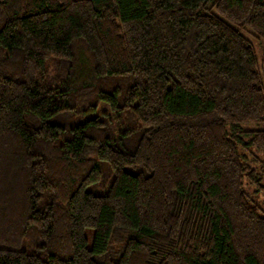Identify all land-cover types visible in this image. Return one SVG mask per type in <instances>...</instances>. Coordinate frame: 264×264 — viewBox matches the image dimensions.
<instances>
[{
  "label": "trees",
  "instance_id": "16d2710c",
  "mask_svg": "<svg viewBox=\"0 0 264 264\" xmlns=\"http://www.w3.org/2000/svg\"><path fill=\"white\" fill-rule=\"evenodd\" d=\"M251 37L264 0H0V264H264Z\"/></svg>",
  "mask_w": 264,
  "mask_h": 264
},
{
  "label": "rangeland",
  "instance_id": "374dc122",
  "mask_svg": "<svg viewBox=\"0 0 264 264\" xmlns=\"http://www.w3.org/2000/svg\"><path fill=\"white\" fill-rule=\"evenodd\" d=\"M251 39L253 40V42L255 43L256 45V48H257V51H258V54H259V60L260 62H262L264 60V54H263V49H262V43H260L258 40L254 39L253 37H251ZM100 110H107L106 109V106L105 105H102L100 107ZM259 127H264V124H262L261 126ZM262 157H264V155L262 154L261 155ZM251 189L253 190L254 187H251ZM256 199L258 200L259 203H264V193H259L257 196H256Z\"/></svg>",
  "mask_w": 264,
  "mask_h": 264
}]
</instances>
